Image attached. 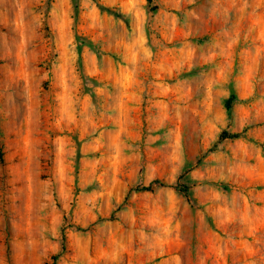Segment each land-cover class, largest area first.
<instances>
[{
    "label": "rangeland",
    "instance_id": "rangeland-1",
    "mask_svg": "<svg viewBox=\"0 0 264 264\" xmlns=\"http://www.w3.org/2000/svg\"><path fill=\"white\" fill-rule=\"evenodd\" d=\"M57 212L54 264H264V3L0 0V238Z\"/></svg>",
    "mask_w": 264,
    "mask_h": 264
},
{
    "label": "clouds",
    "instance_id": "clouds-1",
    "mask_svg": "<svg viewBox=\"0 0 264 264\" xmlns=\"http://www.w3.org/2000/svg\"><path fill=\"white\" fill-rule=\"evenodd\" d=\"M140 3H144V0H139ZM257 7L260 6L261 3H264V0H255ZM245 5L248 4V0H244ZM136 31V28H133V32ZM177 118H179V110L177 111ZM151 134V133H149ZM172 136L179 137V130L172 131ZM167 132H162L159 137L163 139L164 137L168 136ZM178 144V139H177ZM128 147H131L129 145ZM173 153L175 155H179V148H173ZM143 170L141 169V177L139 180L135 181L133 184V189H153V188H162V187H173L176 188L178 185H167V184H160L158 182L159 178H154L152 183L145 184L143 175ZM51 184V191H55V183L50 182ZM111 197V193H107ZM180 195L184 196V203L185 204H194L195 201L189 199V197L184 194L180 193ZM53 208H55L54 201L52 202ZM96 205H93L95 207ZM129 207L128 204H124L121 201H117V206L113 209L117 213L119 217L120 212L126 210ZM67 210V209H66ZM88 212H91V209H88ZM174 215V211L172 213ZM72 217L68 216V222L71 223ZM11 223V238L4 240L0 238V264H54L51 259L52 254H59L62 250V237L59 231L60 221H59V213H55L53 216V222L50 228L46 230H41L39 227L29 225L28 230L21 234L20 230ZM132 233H140L143 235L144 231L147 229L144 228L143 224H136L131 226ZM176 231V229L172 228H163L162 233L163 235H156L155 239L161 245L165 242L168 238H170L171 234ZM47 232V235L45 234ZM51 237V238H49ZM129 243H131V237L129 238ZM10 249V252H9ZM86 255V250L84 252ZM171 260L175 261V264H179V257H170Z\"/></svg>",
    "mask_w": 264,
    "mask_h": 264
},
{
    "label": "trees",
    "instance_id": "trees-1",
    "mask_svg": "<svg viewBox=\"0 0 264 264\" xmlns=\"http://www.w3.org/2000/svg\"><path fill=\"white\" fill-rule=\"evenodd\" d=\"M149 1H153V0H149ZM233 97L234 96H232L231 98H229L228 101H227L228 108L231 107V102L233 101ZM229 135H230V137H237L238 136L237 134H229Z\"/></svg>",
    "mask_w": 264,
    "mask_h": 264
}]
</instances>
